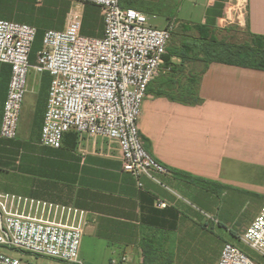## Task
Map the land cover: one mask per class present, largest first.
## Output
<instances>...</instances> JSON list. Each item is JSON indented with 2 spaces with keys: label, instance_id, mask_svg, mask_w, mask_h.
Segmentation results:
<instances>
[{
  "label": "crops",
  "instance_id": "crops-1",
  "mask_svg": "<svg viewBox=\"0 0 264 264\" xmlns=\"http://www.w3.org/2000/svg\"><path fill=\"white\" fill-rule=\"evenodd\" d=\"M71 7L66 0H0V19L36 28L33 64L43 33L62 30ZM78 8L81 33L102 37L101 9ZM163 10L146 14L149 23ZM208 17L217 26L235 23L264 36V0H206L198 24ZM168 69L149 84L137 121L144 147L169 169L160 176L165 187L146 177L138 187L122 170L117 144L105 138H75L71 131L60 148L42 146L48 74L29 73L17 137H0V193L85 212L82 264H166L179 241L200 245L192 264H204L211 235L225 237L236 216L240 201L234 196L264 204V71L212 62L193 90L176 96L170 93ZM9 79V65L0 63V125ZM147 118L154 124L149 137L141 126Z\"/></svg>",
  "mask_w": 264,
  "mask_h": 264
},
{
  "label": "built area",
  "instance_id": "built-area-1",
  "mask_svg": "<svg viewBox=\"0 0 264 264\" xmlns=\"http://www.w3.org/2000/svg\"><path fill=\"white\" fill-rule=\"evenodd\" d=\"M72 4L62 30H47L30 63L35 27L0 19V63L9 65L10 79L2 108L0 137H17L28 75L48 74L50 82L40 129V144L58 149L67 132L102 137L117 144L122 170L141 187V178L165 187L160 176L169 169L144 147L138 117L149 84L162 72L174 21L158 28L120 0H66ZM180 1V0H173ZM98 6L103 35L81 33L79 5ZM159 207H166L159 202ZM87 221L85 212L0 193V247L65 264H82L79 249ZM240 240L264 257V204ZM0 264H24L0 253ZM216 264H258L243 249L225 242Z\"/></svg>",
  "mask_w": 264,
  "mask_h": 264
},
{
  "label": "rangeland",
  "instance_id": "rangeland-1",
  "mask_svg": "<svg viewBox=\"0 0 264 264\" xmlns=\"http://www.w3.org/2000/svg\"><path fill=\"white\" fill-rule=\"evenodd\" d=\"M205 5L206 0H195V2L192 0H163L160 6H156V8L161 7L158 9H164V15L157 17L155 20H152L150 23L152 26L162 28L165 26L166 22H169L167 20L168 18H170L171 21H174L175 23L173 34L168 45V50H171L172 48H180L181 43L184 42L185 39H194L198 36V32L193 27V24L200 23L202 16L204 15ZM214 24V26L216 27L215 36L218 40H222L225 43L229 44H242L250 40L249 32L245 28H239L235 23H224L223 25L220 24L217 26L218 23L216 20H214ZM87 25H89V22L88 20H85L84 26ZM184 26H188L189 29H184ZM170 62L172 64H174L173 62H176L175 64L180 65V67L178 68L174 67L169 74V89H172L170 93L179 96L181 94L180 92H184L186 89L193 90L192 86L196 84L200 72L205 67V62L198 58L182 62L178 57L175 56L170 59ZM153 125H149L148 118L145 124H141V126L144 127V132L148 137L153 133ZM234 197H236L235 199L237 201L238 199L240 201L239 207L238 204L234 205V207L237 209L235 211L236 216L230 219V225L225 227V237H221V235L218 237L217 234L211 235L209 252L206 254L207 259L204 260V264L206 262L215 264L217 255L219 254L221 246L224 242H231L235 244L236 246L243 249L252 259L257 261L259 264H264V257L259 256L256 252L249 249L240 240V236L258 212L263 201L258 200L257 205H254V198H251L249 200L248 198H245V196L239 197L238 195H235ZM247 200H249V202ZM209 229L210 231L212 230L211 227ZM221 229L222 228L220 226V231ZM85 244H87L86 241ZM82 247H84V242H82ZM174 247L177 249H175L173 252L174 264H192L195 257L198 256L200 245L196 246L194 243L188 244L179 241L174 245ZM0 253L6 254L15 259H19L24 264L61 263H58V261L56 262L55 260L52 261L48 258L31 255L29 253L21 252L7 247H0Z\"/></svg>",
  "mask_w": 264,
  "mask_h": 264
},
{
  "label": "trees",
  "instance_id": "trees-1",
  "mask_svg": "<svg viewBox=\"0 0 264 264\" xmlns=\"http://www.w3.org/2000/svg\"><path fill=\"white\" fill-rule=\"evenodd\" d=\"M120 2L123 7L152 14L160 10L158 8L161 7L156 8V6H160L163 0H120ZM214 25V21L209 17L204 24H193L198 36L194 39H185L180 48L171 50L167 48V53L164 56V68L170 67L171 71L174 67H178L170 62V59L175 56L182 62L198 58L205 62V66L217 62L264 71V36L249 33L250 40L248 42L229 44L216 38ZM184 29H189V27L184 26ZM73 133L77 138V134ZM172 261L169 258L166 260V264H173Z\"/></svg>",
  "mask_w": 264,
  "mask_h": 264
}]
</instances>
